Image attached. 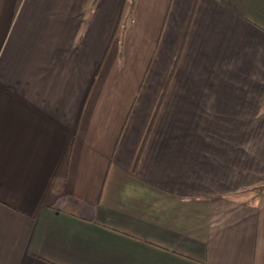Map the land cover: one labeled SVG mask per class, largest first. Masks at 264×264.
<instances>
[{"label":"crops","instance_id":"0c3cea01","mask_svg":"<svg viewBox=\"0 0 264 264\" xmlns=\"http://www.w3.org/2000/svg\"><path fill=\"white\" fill-rule=\"evenodd\" d=\"M132 6L0 0V264H264V0Z\"/></svg>","mask_w":264,"mask_h":264},{"label":"rangeland","instance_id":"374dc122","mask_svg":"<svg viewBox=\"0 0 264 264\" xmlns=\"http://www.w3.org/2000/svg\"><path fill=\"white\" fill-rule=\"evenodd\" d=\"M132 7H131V9H127L126 14H125V16L123 18V22L126 25H128L129 23L131 24V22H132V10H133ZM122 45H123V33H120L119 34V43H118V47H117L118 62H121V58H122V50H123L122 49Z\"/></svg>","mask_w":264,"mask_h":264},{"label":"trees","instance_id":"16d2710c","mask_svg":"<svg viewBox=\"0 0 264 264\" xmlns=\"http://www.w3.org/2000/svg\"><path fill=\"white\" fill-rule=\"evenodd\" d=\"M128 2V7L130 8L132 6L133 0H127ZM264 187H257L254 188L257 192L260 191L261 189H263Z\"/></svg>","mask_w":264,"mask_h":264}]
</instances>
